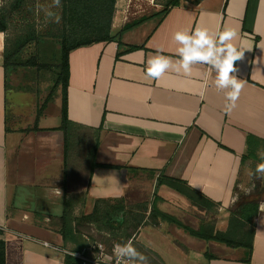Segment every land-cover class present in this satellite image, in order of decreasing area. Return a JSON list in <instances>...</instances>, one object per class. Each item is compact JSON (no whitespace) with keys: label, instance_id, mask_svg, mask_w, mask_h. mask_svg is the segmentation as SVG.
<instances>
[{"label":"crops","instance_id":"crops-1","mask_svg":"<svg viewBox=\"0 0 264 264\" xmlns=\"http://www.w3.org/2000/svg\"><path fill=\"white\" fill-rule=\"evenodd\" d=\"M145 2L147 15L136 5ZM165 2L117 0L113 39L70 52L68 118L75 154L69 147L65 154L62 131L47 130L60 124V112L54 119L42 116L39 131L11 126L0 32V229L7 264H65L67 252L96 242L94 233H113L83 215L93 213L98 200L110 201L112 210L121 199L126 213L113 215L116 238L125 244L131 239L155 264H264V200L251 250L193 236L151 214L154 204L193 229L208 223L225 231L239 195L264 186L255 175L264 163L258 155L264 151V0H185L163 12ZM197 26L217 46L219 34L231 28L238 33L230 41L237 50L251 49L234 64L232 75L243 88L230 111V89L216 87L217 70L209 64L194 62L190 74L168 69L158 80L147 75L148 53L160 49L175 62L182 47L175 33L191 35ZM86 138L97 165L81 156L79 168ZM69 161L74 170H68ZM169 179L215 206H198ZM140 195L148 200H138ZM65 202L74 219L66 238L60 219ZM199 211L204 221L185 223Z\"/></svg>","mask_w":264,"mask_h":264},{"label":"trees","instance_id":"trees-1","mask_svg":"<svg viewBox=\"0 0 264 264\" xmlns=\"http://www.w3.org/2000/svg\"><path fill=\"white\" fill-rule=\"evenodd\" d=\"M54 1V0H53ZM185 0H166V12L169 8L178 6ZM35 0H2L0 4V32L5 34L4 40V68L5 85L10 89L9 79L11 75L20 68H30L36 72L55 67V81L51 91L45 99L43 105L38 109L34 126L29 130H42L39 126L43 111L54 97L61 93L62 102L60 107V124L47 130H60L64 134L65 154L72 137L71 121L68 118V85H69V54L72 50L91 45L97 42H107L113 39L111 28L116 9L117 0H60V6L57 7L59 21L50 19L48 26L39 29L37 25L31 22L25 23L18 29L14 28L12 19L15 15L23 14L28 8L33 9ZM128 25L126 28L130 27ZM43 39H56L60 44V57L54 64H48L40 60L38 54L26 55L27 49L36 45L39 46ZM95 155V153H94ZM94 161L92 166H96ZM170 187L190 198L198 206L207 208L215 206L203 194L191 189L186 183L178 179H169ZM264 200V186L259 183L255 185L254 190L247 195H239L233 208L230 210L229 226L225 231H215L213 225L203 224L199 229H193L186 226L177 218L163 213L153 204L151 214L164 221L173 223L186 229L191 235L203 238L207 241H218L230 247H247L250 250L253 246V237L256 231V219L259 214L261 201ZM107 204L106 211H99V204ZM110 201L98 200L95 210L90 215H83L82 219L90 222L96 221L101 229L110 231L111 236H115L114 231L119 228L115 226L114 214L119 212L126 213L124 199L117 200L110 210ZM70 203L65 202V210L61 216L62 232L66 238L68 226L72 224V212L69 210ZM140 217H142L140 215ZM120 230V229H118ZM3 231L0 229V264H7L6 260V241L2 237ZM115 242L125 244L116 238ZM65 264H78V260L70 255H66Z\"/></svg>","mask_w":264,"mask_h":264},{"label":"rangeland","instance_id":"rangeland-1","mask_svg":"<svg viewBox=\"0 0 264 264\" xmlns=\"http://www.w3.org/2000/svg\"><path fill=\"white\" fill-rule=\"evenodd\" d=\"M0 4H2V0H0ZM136 5L138 10L142 11V14L147 15L151 12L149 11L150 8H148L147 2ZM34 6L35 7H33V9L28 8L23 12V14L15 15L13 17L12 24H14L15 29H18L27 22H31L32 24L37 25L39 29H44L46 26H48L51 18L54 17V21H57V7L54 6L53 0H35ZM32 54H38L40 60L45 63L56 65V62L60 57L59 41L56 39H43L39 46L32 45L27 49L26 55L30 56ZM55 69V67H52L36 72V70L34 69L20 68L15 71L13 75H11L9 79L10 89L8 90V112L11 122L10 124L13 128L24 131L34 126L37 111L43 105L46 97L53 87L56 77ZM61 102L62 96L61 93H58L54 97V99L47 105V108L43 111V116H48L52 119H54L56 115L59 116V105L61 104ZM83 140H85V143L82 141L81 143L82 145H85V147H83V150L80 148L79 149L82 151H80L81 154L84 153V155H79V168L82 166L81 162H84V160L82 161V157H84L85 162L87 160H89L90 162L93 160L94 156L92 140H90L89 138ZM86 140H90V142ZM68 147L71 151L70 153H72L74 150L73 154H75V152L77 151V141L74 139V137L70 138ZM74 169L75 167L73 166V162L69 161L68 170ZM139 197L140 198L138 200H148V197L145 195H140ZM210 217L211 215L208 216V218ZM203 219L205 220L204 214L199 211L196 212L195 216H193L191 219H186L185 223L198 226L202 221H204ZM94 237L95 238L93 241L104 243L109 251L111 250L113 245L117 243L115 242L117 240L115 236L108 237L104 234L94 233ZM145 256H148V253H145ZM135 261L143 264L138 260ZM155 263L156 261L148 259V264Z\"/></svg>","mask_w":264,"mask_h":264},{"label":"clouds","instance_id":"clouds-1","mask_svg":"<svg viewBox=\"0 0 264 264\" xmlns=\"http://www.w3.org/2000/svg\"><path fill=\"white\" fill-rule=\"evenodd\" d=\"M54 3L57 7L60 6V0H54ZM56 19L58 22L59 17ZM237 36L238 33L235 30L226 27L219 34V46H217L212 35L199 26L195 28L191 35L186 32H177L174 39L182 45L177 50L181 58L173 62L171 57L162 55L160 49L157 50L155 55L148 53L146 61L147 75L158 80L168 69L176 72L182 69L184 73L190 74L191 65L194 62L209 64L217 70L216 87L218 89H230L226 93V99L229 103L225 106L226 110L230 111L236 106V100L243 88L241 80L232 75L236 71L234 64L237 60L243 58L245 50H251L241 45V50L238 51L237 47L230 42ZM258 155L264 161V151L258 152ZM255 175L264 178V163L257 165ZM0 225H2V221H0ZM113 252L116 257V264H125V261L129 259L148 264L147 257L137 251L131 239L126 244H117Z\"/></svg>","mask_w":264,"mask_h":264},{"label":"built area","instance_id":"built-area-1","mask_svg":"<svg viewBox=\"0 0 264 264\" xmlns=\"http://www.w3.org/2000/svg\"><path fill=\"white\" fill-rule=\"evenodd\" d=\"M119 244L115 243L109 251L104 243L96 241L86 249L79 252H67L78 260V264H116V257L113 249ZM122 245V244H120ZM125 264H140L135 260H126Z\"/></svg>","mask_w":264,"mask_h":264}]
</instances>
